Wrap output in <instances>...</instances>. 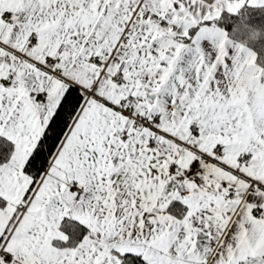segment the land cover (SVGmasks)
Wrapping results in <instances>:
<instances>
[{"label":"snow or ice","instance_id":"6c2138e0","mask_svg":"<svg viewBox=\"0 0 264 264\" xmlns=\"http://www.w3.org/2000/svg\"><path fill=\"white\" fill-rule=\"evenodd\" d=\"M0 264H264V0H0Z\"/></svg>","mask_w":264,"mask_h":264}]
</instances>
